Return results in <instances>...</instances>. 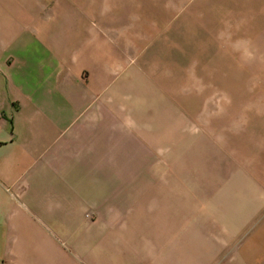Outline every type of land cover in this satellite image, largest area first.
Listing matches in <instances>:
<instances>
[{
  "label": "crops",
  "instance_id": "1",
  "mask_svg": "<svg viewBox=\"0 0 264 264\" xmlns=\"http://www.w3.org/2000/svg\"><path fill=\"white\" fill-rule=\"evenodd\" d=\"M220 5L235 60L264 63V0ZM131 10L0 0V264H264V116L181 151L146 63L171 33Z\"/></svg>",
  "mask_w": 264,
  "mask_h": 264
},
{
  "label": "rangeland",
  "instance_id": "2",
  "mask_svg": "<svg viewBox=\"0 0 264 264\" xmlns=\"http://www.w3.org/2000/svg\"><path fill=\"white\" fill-rule=\"evenodd\" d=\"M91 1L100 7L102 2L107 4L114 9L115 15L121 14L123 5L131 7L132 20L138 8L149 14L155 7L158 20H147L145 23L147 26L159 24L161 30L156 38L161 36L163 41H166V30H169V37L171 33V47L163 45L170 52H162L159 56L161 61L146 63L156 72L155 80L164 90L160 112L163 121L168 124L167 130L178 140L184 139V142H179L181 151L186 145L202 143L197 152L198 158H201L205 141L236 142L239 136L230 129H247L249 127L243 125L246 119L264 116V108H248L251 106L248 101L253 97L260 101L261 107L264 106V63L255 62L254 67L251 61L235 60L231 53H235L237 46H228L227 39L221 36L220 17L213 15L211 19L209 13L211 3L214 11L220 9V0H82L83 8H89ZM144 13L142 20L146 18ZM84 20L90 21L91 18ZM140 25L142 27L135 26L132 31L135 28L145 32V27ZM229 42L236 43L230 39ZM153 44L158 47V40ZM153 46L143 44L142 54L149 55ZM245 57L250 56L246 54ZM243 70H256L259 76L243 77L247 74L245 71L243 74ZM166 149L169 150V147ZM171 160L163 158V164H171ZM180 160L173 158L172 161L182 168Z\"/></svg>",
  "mask_w": 264,
  "mask_h": 264
}]
</instances>
